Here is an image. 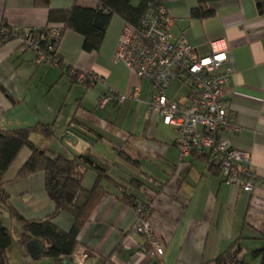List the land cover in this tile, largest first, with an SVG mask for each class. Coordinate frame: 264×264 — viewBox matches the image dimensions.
Returning a JSON list of instances; mask_svg holds the SVG:
<instances>
[{"label":"crops","instance_id":"1","mask_svg":"<svg viewBox=\"0 0 264 264\" xmlns=\"http://www.w3.org/2000/svg\"><path fill=\"white\" fill-rule=\"evenodd\" d=\"M161 1L174 37L185 36L202 55L210 52L211 41L229 48L230 59L222 69L232 70L226 98L240 131L223 136L251 154L258 179L253 193L212 170L206 155L193 151L180 157L176 129L148 111L152 83L113 60L125 24L118 15L97 51H86L80 34L63 29L57 62L39 63L34 49L14 38L0 39V126L14 130L50 124L55 131L51 138L31 134L37 146L70 159L89 154L106 169L101 180L106 192L78 236L90 253V264H216L236 242L247 264H260L253 251L264 245V14H258L254 0H217L211 3L214 16L199 19L191 16L197 0ZM75 3L98 6V0H0V25L18 32L44 29L50 8ZM74 71L100 74L104 82H80ZM136 89L138 98L98 105L99 94L106 90L130 94ZM189 92L181 79L167 90L181 103L189 102ZM67 133L76 140H67ZM30 153L27 147L20 151L2 191L22 216L42 219L54 210L44 172L17 177ZM97 178V170L88 165L83 186L93 188ZM253 197L260 201L258 207L251 206ZM149 198L150 225L163 241V255H152L150 240L133 231L135 207ZM3 199L0 218L11 227ZM54 222L68 231L74 217L62 212ZM8 256L11 264H58L52 258H31L18 237Z\"/></svg>","mask_w":264,"mask_h":264},{"label":"built area","instance_id":"2","mask_svg":"<svg viewBox=\"0 0 264 264\" xmlns=\"http://www.w3.org/2000/svg\"><path fill=\"white\" fill-rule=\"evenodd\" d=\"M171 21L162 1L150 0L137 26L125 22L113 60L152 83L153 95L147 103L148 111L161 116L166 125L176 129L174 145L181 158L193 151L206 155L221 166L222 174L230 184L253 193L258 179L251 154L234 147L223 136L225 132L240 131L229 112L226 98L232 70L222 69L230 59L229 48L219 41H211L210 52L202 55L185 36L171 34ZM63 29L59 23L49 25L47 39L52 41L49 47L52 51L56 50ZM0 32L34 49L37 62L58 61L54 55L48 56L41 49L40 41L34 37L36 30L18 32L0 25ZM74 75L80 82L93 85L104 82L102 75L94 72L74 71ZM176 79L189 86L188 103L168 96L167 90ZM128 98H138V90L130 94L106 90L99 94L98 105L124 102ZM150 199L137 203L133 231L150 240L152 255H163V241L155 236L150 225ZM259 204L257 197H253L251 206L258 207ZM68 264H90L89 251L80 245Z\"/></svg>","mask_w":264,"mask_h":264},{"label":"trees","instance_id":"3","mask_svg":"<svg viewBox=\"0 0 264 264\" xmlns=\"http://www.w3.org/2000/svg\"><path fill=\"white\" fill-rule=\"evenodd\" d=\"M214 1L217 0H197L191 16L199 19L214 16L215 9L211 6ZM254 1L258 14L263 15L264 0ZM149 2L150 0H98V6L95 8L77 3L66 9L50 8L48 26L36 29L34 37L40 41L41 49L48 56L54 55L57 58L56 51L49 48L52 41L47 39V29L50 24L59 23L64 29H71L84 38L83 47L86 51H97L103 43L114 15L120 16L126 23L137 26ZM0 39L6 41L12 37L0 32ZM31 134L51 138L55 131L52 125L43 123L14 130H5L0 126V198L4 196L3 204L13 220L12 226L7 227L0 218V264H11L8 251L15 237L20 238L25 247L32 239L41 240L44 245L38 260L52 258L58 264H68L81 245L78 238L80 230L88 222L92 211L106 192L101 184V180L107 176L106 169L89 154L77 155L70 159L48 149H42L31 140ZM25 147L29 148L31 153L17 177L43 171L45 190L54 205L53 212L42 219H27L22 216L10 204L9 196L2 191L6 173ZM209 164L212 170L222 174L221 166L216 161L209 158ZM88 165L98 172L97 181L91 189H86L82 183ZM62 212H69L74 217L73 226L68 231L61 229L54 222L55 217ZM262 239L264 241V228ZM233 246L217 257L216 264H247L238 245L236 248ZM253 257L259 258L260 264H264V245L253 251Z\"/></svg>","mask_w":264,"mask_h":264},{"label":"water","instance_id":"4","mask_svg":"<svg viewBox=\"0 0 264 264\" xmlns=\"http://www.w3.org/2000/svg\"><path fill=\"white\" fill-rule=\"evenodd\" d=\"M65 138L69 141H72L73 139L76 140L75 136H73L71 133H67ZM26 249L31 258L38 259L42 254L43 246L38 239H32L27 243Z\"/></svg>","mask_w":264,"mask_h":264},{"label":"rangeland","instance_id":"5","mask_svg":"<svg viewBox=\"0 0 264 264\" xmlns=\"http://www.w3.org/2000/svg\"><path fill=\"white\" fill-rule=\"evenodd\" d=\"M50 260H52L53 261V259H50ZM29 261H31V260H29ZM54 263V262H53Z\"/></svg>","mask_w":264,"mask_h":264}]
</instances>
